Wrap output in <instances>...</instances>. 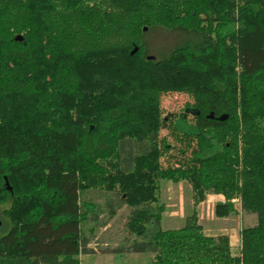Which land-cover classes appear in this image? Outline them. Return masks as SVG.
I'll return each instance as SVG.
<instances>
[{
	"label": "trees",
	"instance_id": "trees-1",
	"mask_svg": "<svg viewBox=\"0 0 264 264\" xmlns=\"http://www.w3.org/2000/svg\"><path fill=\"white\" fill-rule=\"evenodd\" d=\"M156 29L198 39L148 59ZM179 91L195 102L169 126L190 158L170 167L160 97ZM164 180L191 185L181 228L162 227ZM91 190L115 193L118 208ZM210 193L224 197L217 217L238 213L234 199L257 217L239 254L199 224ZM124 205L136 237L105 252L264 264V0H0V264H81L100 252L90 243L101 215Z\"/></svg>",
	"mask_w": 264,
	"mask_h": 264
},
{
	"label": "rangeland",
	"instance_id": "rangeland-1",
	"mask_svg": "<svg viewBox=\"0 0 264 264\" xmlns=\"http://www.w3.org/2000/svg\"><path fill=\"white\" fill-rule=\"evenodd\" d=\"M196 39H198V36L191 32H187L181 29H156L146 31V34L144 36V40L148 47V54L155 55L160 59L165 58V56H167L171 52V50L177 45L184 43L187 40ZM160 101L161 108L163 110V116L166 120L164 121L163 128L161 130V137H166L167 142L172 144V146H176V149L169 150V154L164 157L163 163L165 166L179 167L180 165L189 161L190 151L188 152L189 154L186 155L177 154V149L179 147H184L187 142H181L176 140L175 135H173L170 130L169 124L174 123L175 120L179 117V115L185 111L186 106L191 105V103L195 102V100L191 97L188 92L179 91L168 94H162V96L160 97ZM169 119L171 121H169ZM188 120L189 123L193 125L196 122V119L193 116H189ZM192 146H196L195 141L192 143ZM177 156H179V158H176ZM165 162H167V164ZM178 184L181 186V192L183 193V200L181 201L177 198V191L180 189L177 186ZM160 185L161 188L159 193V200L166 206V208H171L172 210H177L178 208H185V220L179 219L180 222H178V217H171L173 219H176V221L172 222V225L171 223L167 224V227H172L170 229L181 228L185 224L186 218L192 214V210L194 208L191 185L187 181H180L179 183H174L172 181L166 180L162 182L160 181ZM213 195L218 194H207L206 199L202 201L197 208H213V205L210 203L213 201ZM85 197L97 202L101 208H118L117 203L119 200L116 194L113 192L91 190L85 193ZM233 202L236 208L238 209V213L233 214L232 217L236 218L238 224L245 223V225H247V216L242 219L239 215L241 213L247 215L248 212L242 210L241 201L239 199H234ZM130 208L131 207H129L128 205H124L123 207L117 210L114 216L111 217L108 216V212L106 209L105 213L101 215L98 225H96V235L92 238L90 247L96 248L100 252L110 251L121 247L125 249L128 244L132 242L133 238L136 237L134 235H131L126 229V222L130 215ZM169 215L170 213H168V216ZM230 220L231 218L219 220V224H217V229L215 231L224 232L221 231L220 228H227L228 224L230 223ZM199 224L202 225L200 222ZM232 253L239 254L238 250L236 249L232 250ZM119 256L116 257L114 260H111L108 259L105 255L82 254L80 259L81 264H152V256L150 253L141 254L138 256L132 255L128 257Z\"/></svg>",
	"mask_w": 264,
	"mask_h": 264
},
{
	"label": "crops",
	"instance_id": "crops-1",
	"mask_svg": "<svg viewBox=\"0 0 264 264\" xmlns=\"http://www.w3.org/2000/svg\"><path fill=\"white\" fill-rule=\"evenodd\" d=\"M178 188H180L181 186L178 184L177 185ZM177 198L181 201L183 200V193L181 192V188L177 191ZM213 201L210 202L213 205V208H197L198 212H199V222L202 224V226L204 227V231L208 234V235H219V234H225L228 235L230 238V244L232 247V250L236 249L238 250V252H240V246H241V230L243 227L246 226H253L257 223V217L254 214H249L247 213V215L244 214H240L239 216L243 219L245 216H247V225H245V223H240L238 224V221L236 220V218H233L232 215L230 217H226V218H219L215 215V206L216 203L219 201H224V197H222L221 195H213L212 197ZM210 204V205H211ZM185 208H178L176 209H171V208H167V211L165 212L163 218H162V227L164 229H170L172 227H167V224L172 225V222L176 221V219L173 218H177L178 222L179 219L180 220H185V213H184ZM168 213H170V215L168 216ZM256 218H255V217ZM173 217V218H171ZM231 218L230 223L228 224L227 228H220L221 231L224 232H216L215 230L217 229V224H219V220L222 219H228ZM174 228V227H173ZM219 229V228H218ZM224 229V230H223ZM105 255L108 259L114 260L116 257H128V256H132V255H141V254H146V253H135V252H98V253H93L90 255ZM82 255H80L81 258ZM152 256V255H151ZM152 258V257H151Z\"/></svg>",
	"mask_w": 264,
	"mask_h": 264
},
{
	"label": "water",
	"instance_id": "water-1",
	"mask_svg": "<svg viewBox=\"0 0 264 264\" xmlns=\"http://www.w3.org/2000/svg\"><path fill=\"white\" fill-rule=\"evenodd\" d=\"M147 28H145V30H146ZM16 39H18V40H21L22 39V36H17L16 37ZM138 50V48L136 47L133 51H132V53H135L136 51ZM156 57L155 56H152V55H150V56H148V59H155ZM211 117H214V114H212L211 115ZM228 117V115H222V116H220L219 117V119H221V120H224V119H226ZM0 224H1V220H0Z\"/></svg>",
	"mask_w": 264,
	"mask_h": 264
}]
</instances>
